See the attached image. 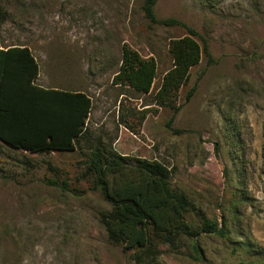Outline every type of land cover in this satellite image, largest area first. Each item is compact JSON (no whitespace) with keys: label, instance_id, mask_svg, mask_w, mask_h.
<instances>
[{"label":"rangeland","instance_id":"374dc122","mask_svg":"<svg viewBox=\"0 0 264 264\" xmlns=\"http://www.w3.org/2000/svg\"><path fill=\"white\" fill-rule=\"evenodd\" d=\"M142 2L0 0V42L29 46L37 83L91 96L93 142L160 160L172 186L206 216L224 215L231 235L200 233V261L184 239L179 250L162 246L158 264H239L245 255L232 253V240L264 250V0L156 1V18L193 27L210 53L191 67L175 112L154 93L172 63L169 40L186 30L150 24ZM123 43L154 58L149 93L112 83ZM84 158L80 149L28 153L0 141V264H134L106 239L98 213L108 205L79 178ZM188 219L197 222L193 213Z\"/></svg>","mask_w":264,"mask_h":264},{"label":"trees","instance_id":"16d2710c","mask_svg":"<svg viewBox=\"0 0 264 264\" xmlns=\"http://www.w3.org/2000/svg\"><path fill=\"white\" fill-rule=\"evenodd\" d=\"M156 1L143 0L141 5L150 24L186 30L169 40L172 63L154 93L158 105L169 106L175 112L178 106L174 101L191 67L199 63L202 54L209 57L210 53L206 40L200 43L193 27L174 17L156 18ZM5 19L6 12L0 5V26ZM38 75L39 64L28 45L2 46L0 42V141L28 153L83 151L79 178L88 180L89 189L98 191L108 205L98 213V221L109 243L130 252L134 264H158L162 246L179 250L183 240L190 239L193 257L200 261L204 255L200 233L229 238L231 228L224 215L221 222L209 218L186 193L173 187L171 170L165 163L119 153L100 139L93 142L87 124L92 107L90 95L82 90L44 87L36 82ZM155 77L154 58L141 57L123 43L112 83L149 93ZM193 90L188 91L186 100ZM48 182L59 185L57 180ZM59 186L67 189L65 181ZM191 213L197 218L196 224L188 219ZM231 244L232 253L241 251L245 255L239 264H264V250L240 240H232Z\"/></svg>","mask_w":264,"mask_h":264},{"label":"crops","instance_id":"0c3cea01","mask_svg":"<svg viewBox=\"0 0 264 264\" xmlns=\"http://www.w3.org/2000/svg\"><path fill=\"white\" fill-rule=\"evenodd\" d=\"M42 86H44V87H54V88H59V87H56V86H47V85H42ZM59 89H63V88H59ZM66 90H69V89H66ZM73 91H75V90H73Z\"/></svg>","mask_w":264,"mask_h":264}]
</instances>
